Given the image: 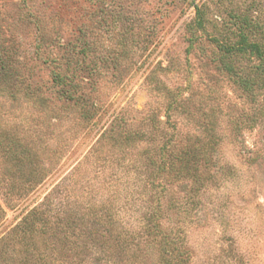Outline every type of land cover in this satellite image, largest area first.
Returning <instances> with one entry per match:
<instances>
[{
  "label": "rangeland",
  "instance_id": "obj_1",
  "mask_svg": "<svg viewBox=\"0 0 264 264\" xmlns=\"http://www.w3.org/2000/svg\"><path fill=\"white\" fill-rule=\"evenodd\" d=\"M247 8L264 43V0H0V243L38 209L128 236L110 264H161L154 216L190 264H264V88L253 101L221 66L230 12ZM171 135L214 152L198 183L153 190Z\"/></svg>",
  "mask_w": 264,
  "mask_h": 264
},
{
  "label": "trees",
  "instance_id": "obj_2",
  "mask_svg": "<svg viewBox=\"0 0 264 264\" xmlns=\"http://www.w3.org/2000/svg\"><path fill=\"white\" fill-rule=\"evenodd\" d=\"M250 8L230 12L229 29L237 40L220 48L223 52L221 66L229 73L234 83L255 101L257 96L255 91L264 88V43L258 40L262 31ZM205 23L206 20L199 11L194 25L201 29ZM237 57H245L250 61L254 59L258 64L251 65L248 71H238L232 65V60ZM3 70L4 66L0 68V80ZM54 80L57 85L63 86L60 90L62 96L73 100L74 95L66 88H72L73 82L59 73L55 74ZM134 138L135 135L129 134L125 139L130 141ZM213 150L214 148L205 147H180L173 141V135L167 136L162 145L152 150L150 161L157 172L149 179L150 186L153 190L157 188L164 190L172 188L180 179L198 183L201 176L200 168L208 163ZM31 215L32 221L26 217L13 229L12 233H17L15 238H11L13 235L11 233L3 243L1 242L2 244L0 243V264H101L102 260L110 264L113 256L124 257L131 244L128 236L121 233L113 235L109 229H105L102 235L98 231L93 233L89 229L76 228L77 224L71 227L69 222L72 219L69 218L60 219L53 227L45 223L47 219L43 220L44 213H39L38 209ZM37 221L41 223L40 228H36L33 223ZM144 233L147 242L156 241L161 264H190L189 252L185 250L183 241L180 238L179 242L171 239L162 229L158 218L154 216L147 218ZM18 237H23V241L16 240ZM37 237L45 240L39 241Z\"/></svg>",
  "mask_w": 264,
  "mask_h": 264
}]
</instances>
